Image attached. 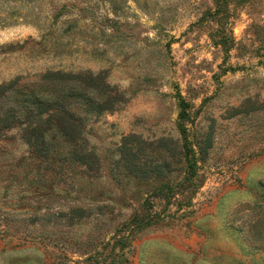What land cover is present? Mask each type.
Instances as JSON below:
<instances>
[{"label": "rangeland", "instance_id": "rangeland-1", "mask_svg": "<svg viewBox=\"0 0 264 264\" xmlns=\"http://www.w3.org/2000/svg\"><path fill=\"white\" fill-rule=\"evenodd\" d=\"M55 99L77 142L0 126V264H264V0H0V117Z\"/></svg>", "mask_w": 264, "mask_h": 264}, {"label": "trees", "instance_id": "trees-1", "mask_svg": "<svg viewBox=\"0 0 264 264\" xmlns=\"http://www.w3.org/2000/svg\"><path fill=\"white\" fill-rule=\"evenodd\" d=\"M91 85V84H90ZM94 85V84H93ZM39 106L36 109L35 106L30 105L28 107V111L31 115L37 116V120L35 124H33V121L31 122L28 119L21 120V116L17 117L18 120H11L9 122H6L3 117H0V126L8 128L12 126H16L19 124H26V129H30V138L29 143L32 145L33 150L38 153L40 156L44 155L41 154L42 150H46V145L48 144V139L46 138V133L50 129L51 124H47L44 126L42 124V119L44 114H48V118L45 120L47 122L52 121L55 125H57L61 131L64 132L65 136L68 137V139L72 142H77L81 139L80 133H81V123L78 121L80 120V117H77L75 112L70 109L67 104L60 100H44L39 102ZM257 110H264V108H256L254 111ZM9 112H12L13 119H16V115L18 116V111L15 108H11ZM28 117V116H27ZM45 148V149H42ZM46 153V152H45ZM89 154H92L89 152ZM88 154H84L82 156V159H85V156ZM47 156V154H46ZM45 157V156H42ZM87 159H86V162Z\"/></svg>", "mask_w": 264, "mask_h": 264}]
</instances>
